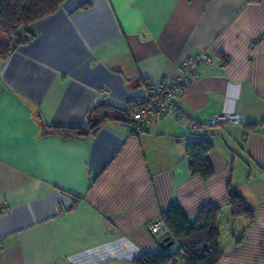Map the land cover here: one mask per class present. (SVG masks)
Here are the masks:
<instances>
[{
  "label": "crops",
  "instance_id": "1",
  "mask_svg": "<svg viewBox=\"0 0 264 264\" xmlns=\"http://www.w3.org/2000/svg\"><path fill=\"white\" fill-rule=\"evenodd\" d=\"M30 33L0 59V264H134L176 251L149 232L174 206L191 223L222 209L220 264H264V0H69ZM202 53L214 65L179 107L243 124L192 132L165 116L133 136L104 110L92 130L95 107L138 105ZM193 142L213 146L209 181L191 174ZM230 187L254 221L232 218Z\"/></svg>",
  "mask_w": 264,
  "mask_h": 264
},
{
  "label": "trees",
  "instance_id": "2",
  "mask_svg": "<svg viewBox=\"0 0 264 264\" xmlns=\"http://www.w3.org/2000/svg\"><path fill=\"white\" fill-rule=\"evenodd\" d=\"M69 0H0V59L7 60L21 45L32 38L30 27L55 15ZM30 36L28 38L27 36ZM149 91L151 85H147ZM139 105L122 109L107 103L95 107L89 113V122L95 131L99 128L98 114L108 110L118 121L132 124L133 114ZM95 118L96 121H93ZM71 132H74L71 130ZM213 146L208 142H193L186 149L192 175H199L205 181L214 177V170L207 156ZM231 214L233 219H255V210L244 198L229 188ZM222 209L205 207L196 222L191 223L185 213L174 206L167 211L162 220L170 242L177 250H165L163 254H144L134 264H220L223 254L220 247L219 221ZM166 240V239H165Z\"/></svg>",
  "mask_w": 264,
  "mask_h": 264
},
{
  "label": "built area",
  "instance_id": "3",
  "mask_svg": "<svg viewBox=\"0 0 264 264\" xmlns=\"http://www.w3.org/2000/svg\"><path fill=\"white\" fill-rule=\"evenodd\" d=\"M203 65L213 66L212 58L206 54H198L187 57L181 66L178 75L153 83L151 94L133 114V123L130 126L133 136H138L147 131L151 123L165 116H172L176 121L183 124L184 127L192 132L202 129H211L220 126L241 125L244 122L243 116L239 113H220L212 116L210 119L198 122L188 116L178 105V99L185 89L199 78V70ZM101 95L104 102L110 100L107 91L102 90ZM149 232L158 236L162 240L167 239L168 232L162 219L149 225ZM3 247V241L0 239V250Z\"/></svg>",
  "mask_w": 264,
  "mask_h": 264
},
{
  "label": "water",
  "instance_id": "4",
  "mask_svg": "<svg viewBox=\"0 0 264 264\" xmlns=\"http://www.w3.org/2000/svg\"><path fill=\"white\" fill-rule=\"evenodd\" d=\"M165 243H166V244H169V246L173 244L172 242H170V239H169V238H167V239L165 240Z\"/></svg>",
  "mask_w": 264,
  "mask_h": 264
}]
</instances>
